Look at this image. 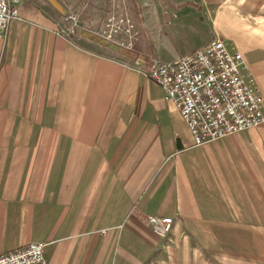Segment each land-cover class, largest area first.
Returning a JSON list of instances; mask_svg holds the SVG:
<instances>
[{
    "label": "crops",
    "instance_id": "1",
    "mask_svg": "<svg viewBox=\"0 0 264 264\" xmlns=\"http://www.w3.org/2000/svg\"><path fill=\"white\" fill-rule=\"evenodd\" d=\"M126 2L136 35L94 28L125 54L46 0H20L0 36V255L43 242L48 264H264V124L195 146L147 77L222 38L264 112V0Z\"/></svg>",
    "mask_w": 264,
    "mask_h": 264
},
{
    "label": "built area",
    "instance_id": "2",
    "mask_svg": "<svg viewBox=\"0 0 264 264\" xmlns=\"http://www.w3.org/2000/svg\"><path fill=\"white\" fill-rule=\"evenodd\" d=\"M20 0H0V36L18 17ZM147 77L173 102L195 146L264 124L262 97L254 86L240 52L216 37L203 48L177 61L154 65ZM151 230L163 237L173 225L171 217H148ZM43 242L0 255V264H48Z\"/></svg>",
    "mask_w": 264,
    "mask_h": 264
},
{
    "label": "rangeland",
    "instance_id": "3",
    "mask_svg": "<svg viewBox=\"0 0 264 264\" xmlns=\"http://www.w3.org/2000/svg\"><path fill=\"white\" fill-rule=\"evenodd\" d=\"M95 1L96 0H62V2L66 6H68L70 10L68 16L65 14V16L69 18L66 20H68L70 33H76L78 36H82V34L85 33L90 35V38H92L96 36L94 35V28L97 27L99 22L101 21V23L103 24V29L108 33L109 31H111L125 37L127 36L129 38L130 36L133 37V35H136V26L133 22L134 19H126V17L130 14V10H128V3L126 2V0H101L99 2L97 1V3ZM100 3H102L101 6L102 9H104L103 13H105L107 18L93 19L94 9L96 8V5L98 6ZM110 5L113 8H123V17H119L118 15L114 14V12L110 10ZM131 10H133V12L135 11V9ZM110 13H113L111 16H114L117 19H109L108 15ZM96 38L104 39L110 42L105 38H99L97 36Z\"/></svg>",
    "mask_w": 264,
    "mask_h": 264
},
{
    "label": "water",
    "instance_id": "4",
    "mask_svg": "<svg viewBox=\"0 0 264 264\" xmlns=\"http://www.w3.org/2000/svg\"><path fill=\"white\" fill-rule=\"evenodd\" d=\"M58 13L61 15H65L66 11L63 9V7L57 2V0H46ZM86 37L90 38V35L83 33ZM95 40H97L100 44H103L107 46L110 50L118 52V53H123L125 54L124 50H121L117 45L110 43L104 39H97L93 37Z\"/></svg>",
    "mask_w": 264,
    "mask_h": 264
},
{
    "label": "bare ground",
    "instance_id": "5",
    "mask_svg": "<svg viewBox=\"0 0 264 264\" xmlns=\"http://www.w3.org/2000/svg\"><path fill=\"white\" fill-rule=\"evenodd\" d=\"M167 234H163V237H165Z\"/></svg>",
    "mask_w": 264,
    "mask_h": 264
}]
</instances>
